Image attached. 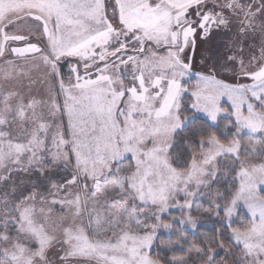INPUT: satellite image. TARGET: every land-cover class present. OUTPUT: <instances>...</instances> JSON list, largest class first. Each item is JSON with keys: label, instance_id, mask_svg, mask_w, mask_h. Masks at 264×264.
I'll use <instances>...</instances> for the list:
<instances>
[{"label": "rangeland", "instance_id": "rangeland-1", "mask_svg": "<svg viewBox=\"0 0 264 264\" xmlns=\"http://www.w3.org/2000/svg\"><path fill=\"white\" fill-rule=\"evenodd\" d=\"M188 87L237 132L175 171ZM215 219L238 253L199 236L170 264H264V0H0V264H159V233Z\"/></svg>", "mask_w": 264, "mask_h": 264}, {"label": "trees", "instance_id": "trees-1", "mask_svg": "<svg viewBox=\"0 0 264 264\" xmlns=\"http://www.w3.org/2000/svg\"><path fill=\"white\" fill-rule=\"evenodd\" d=\"M40 47L42 50L44 49V47ZM107 56L108 55H105V57ZM129 56L130 58L133 57L130 53ZM213 56L212 59L215 61L216 65V54L214 57ZM223 56L224 54L221 53V63L224 62ZM63 60L64 62L67 61L65 58ZM91 61L93 60L89 56L84 58L82 62L85 64L84 66H86ZM208 61L213 63L212 60ZM114 62H118L120 65L123 64L121 70L124 71L120 73V79H122L128 86H137V69L132 67V62L124 60L123 57H121L120 60ZM94 64L100 65L101 61H95ZM77 65H79V63H77ZM95 65L91 66V68L85 67L86 70L84 72L95 70ZM94 77H96L95 73H90V79H93ZM31 79L35 80V77L31 74H28L27 78L23 81L25 82L24 85H28V80ZM23 88L25 93L29 91L28 98H33L36 96L35 93L37 88L22 87L21 89ZM190 91L191 89L188 87L187 92L181 97L178 117L182 127L173 135L172 144L167 152L168 164L175 171H184L189 168L192 160L199 157L201 151L207 148L206 142L210 138H213L219 144L226 145L234 139L237 132V126L230 117L222 118L213 125L203 117L195 115L191 109L192 100L189 95ZM43 93L44 96L41 99H43V102L47 103L49 93L51 92L43 91ZM44 111L47 113L48 109L44 108ZM59 117L62 121L61 116ZM177 216V212H170L160 220L164 223H172L173 219ZM172 230L173 232L170 236H166L164 233H159L157 235L149 249V259L159 264H170L171 259L184 255L185 249L188 246L187 242H193L196 245H202L203 241L199 239V236L204 237L206 240H210L213 243V248L215 249H221L223 252L232 250L230 252L233 254L238 253V250L232 248L231 246L230 240L228 238V229L222 226L217 219L206 221V225L199 226L196 229L195 234H190L189 232L180 230L178 224L175 223L172 224ZM178 245H181V248H179ZM222 258V254L219 253L218 257H216L213 261V264H221Z\"/></svg>", "mask_w": 264, "mask_h": 264}, {"label": "crops", "instance_id": "crops-1", "mask_svg": "<svg viewBox=\"0 0 264 264\" xmlns=\"http://www.w3.org/2000/svg\"><path fill=\"white\" fill-rule=\"evenodd\" d=\"M191 21H193V20H191ZM190 21V22H191ZM189 26H191L192 28H194V26H197V25H193V23L192 24H189V22H186L184 25H183V28L185 29V28H187V27H189ZM195 29V28H194ZM195 30H197V28L195 29ZM214 31L216 32H218L219 30H217L216 28L214 29ZM196 32V31H195ZM200 35L201 34H199V38H200ZM197 45H194L192 48H190V50H188V53L191 55V58H190V61L191 62H201L202 60H203V58L201 57V58H199L198 56H197ZM131 58H133V57H131ZM131 58H130V60H131ZM197 60V61H196ZM189 61V62H190Z\"/></svg>", "mask_w": 264, "mask_h": 264}, {"label": "water", "instance_id": "water-1", "mask_svg": "<svg viewBox=\"0 0 264 264\" xmlns=\"http://www.w3.org/2000/svg\"><path fill=\"white\" fill-rule=\"evenodd\" d=\"M71 264H87V263H71Z\"/></svg>", "mask_w": 264, "mask_h": 264}]
</instances>
